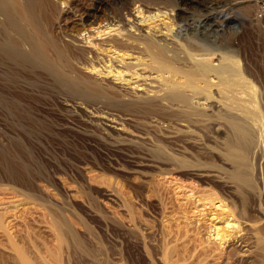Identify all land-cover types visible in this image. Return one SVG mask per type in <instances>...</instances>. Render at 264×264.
Instances as JSON below:
<instances>
[{
	"label": "rangeland",
	"instance_id": "rangeland-1",
	"mask_svg": "<svg viewBox=\"0 0 264 264\" xmlns=\"http://www.w3.org/2000/svg\"><path fill=\"white\" fill-rule=\"evenodd\" d=\"M52 1L47 18L36 6L42 28L113 58L128 80L87 64L92 91L70 89L24 36L7 47L0 7V264H264V0H208L212 11L200 1ZM87 12L97 18L83 26ZM155 14L146 29L166 34V62L98 51L110 29ZM207 14L231 18L206 39L192 26ZM163 63L173 71L158 72ZM134 71L147 85L129 81Z\"/></svg>",
	"mask_w": 264,
	"mask_h": 264
},
{
	"label": "bare ground",
	"instance_id": "bare-ground-1",
	"mask_svg": "<svg viewBox=\"0 0 264 264\" xmlns=\"http://www.w3.org/2000/svg\"><path fill=\"white\" fill-rule=\"evenodd\" d=\"M183 1L184 2L189 1L190 3H193L194 1L197 2L200 1L203 4V8L206 7L207 10L210 9L211 11L216 9V6H213L212 3L209 2L207 4L208 0H183ZM36 6H39L42 17L43 16L46 17L50 15L51 10L56 7V5L53 3L52 0H24V3H22L20 0H0V7L5 11L7 17V28L11 32V35L7 38L8 48H10L12 44H17V45L19 44L20 40H18L17 35L24 36V40L27 42V46L32 49L34 58H36V60H40L41 62H43L48 68L54 71V73L56 72L59 73L63 78V80L65 81L66 85H68L70 89L81 92L92 91L91 86L86 83L92 84L93 82L96 81V80L94 81V77L88 75L87 74L88 72H86V70L84 69V68H88V65L91 66V70L98 69L99 70V71L97 70L98 73H103L104 70L106 71L107 68H109L110 71L108 72V74L117 73L121 77L119 78L120 80L122 79V77H124V75H127L126 71L128 68L127 69L120 68V64H118L116 60H114L113 58H107L108 55L101 56L98 54V52L97 54L96 53L94 54L92 50L93 49L95 50L96 48H94L93 46L92 47L87 46L86 42L82 40H78L74 35L68 34L70 36L68 39L69 44H66L62 42L59 37H55L51 32L42 28L40 20L37 18L35 13ZM98 9H100V6L98 7ZM82 16L83 17L81 18V20L83 21L82 22L83 26L85 22H87L88 24L94 23V21L97 18V14L95 12H87L84 13V15ZM158 17L159 14H155V15H150L143 20L133 19V23L129 25V27L120 25L121 27L117 28L118 30L112 28L113 26H115V24L109 23L110 25L107 28L111 27L112 29H110L108 33H105L109 35L107 36V38H105V40L98 41L96 43V45L98 46V51L100 50L101 52L107 53L109 51V49L107 48L109 47L110 49L114 48L117 50H128L132 54L142 53L144 51H147L150 53L147 55L149 56V60L152 61L153 59L154 60L156 59V61L166 62V57H168L166 56L168 52L167 48L168 45L170 44L166 34L163 31L155 32L153 30L146 29V27H148L146 25L147 24L146 22L152 20L156 21L155 19ZM230 18H231L230 16H226L224 19H222L218 16L207 14L205 15L204 18L199 20L197 23L193 24L192 28L196 31L195 34L203 35V37L205 38L211 35L213 36L219 35L223 31H225L224 24L225 22L230 20ZM112 31H117V32L114 33V35L112 36L111 35ZM213 36H211V38ZM71 43L79 46V49L82 51L83 56L74 55L71 52V48H70ZM50 51H52L55 56H52V54H50ZM89 54H90L89 57L91 58L92 61L88 58ZM151 56L153 57V59H151L152 58ZM56 58H59L61 61L65 62V66H67V70L66 69L61 70L58 67ZM72 60H77V62L80 63V66L77 65L76 63L73 64L74 61L72 62ZM169 69L172 68L167 64L164 65L163 63V66L159 67L158 72H161V74H165L166 72L173 71ZM141 70L142 69H140V71ZM213 70H215L217 73L222 74L228 71V67H226V65H223ZM140 71L139 72L134 71L128 76L130 77L129 81H133L134 84H137V88H139V86L142 85H147L145 83L148 79V76L145 75L144 71L142 72ZM125 78L126 77H124V79ZM107 79L108 78H103V80L101 79V83L103 82L107 83L108 82ZM126 80L128 79L126 78ZM140 81H142V84ZM110 83L111 84L113 83L114 86L116 85L121 91V93L124 92L127 94L131 92L132 89H134L131 87H126L124 83H122L121 81L120 82L110 81ZM93 84L94 86L96 85V83ZM103 87L105 88L106 86ZM100 88H96V91L100 93L102 91L105 92V89H100ZM145 88L146 87L138 90H144ZM96 91L94 90V92ZM175 95L174 96L171 95V98L174 97L176 99ZM180 98L178 99L177 97V100H180ZM183 99L187 102L186 96Z\"/></svg>",
	"mask_w": 264,
	"mask_h": 264
}]
</instances>
